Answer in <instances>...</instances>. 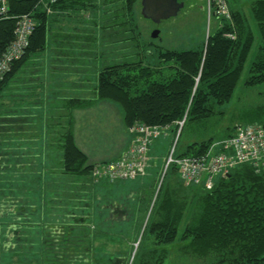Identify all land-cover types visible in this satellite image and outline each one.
<instances>
[{
    "label": "trees",
    "instance_id": "obj_1",
    "mask_svg": "<svg viewBox=\"0 0 264 264\" xmlns=\"http://www.w3.org/2000/svg\"><path fill=\"white\" fill-rule=\"evenodd\" d=\"M8 1L9 15L34 11L37 25L25 52L0 81V96L18 101L24 89L50 88L69 114L65 129L46 130L37 101L24 103L31 109L20 103L0 112V264H165L172 248L179 264L206 259L203 264H264L263 170L250 162L239 164L208 188L203 183L185 187L175 163L165 169L177 121L186 120L174 150L177 158L200 157L245 126L264 127L260 111L218 140L179 143L187 124L205 127L211 116L223 113L221 106L233 97L256 35L260 43L243 82L264 84V0H248L251 17L229 0L232 17L211 15L217 21L208 41L195 48L158 49L157 63L147 54L148 63L146 56L122 57L103 67L99 37L88 29L65 30L62 23L78 11L97 9L112 13L122 33L133 31L139 0H60L48 9L38 5L40 0ZM15 23L0 20L3 50L14 40ZM121 32L112 34L116 43L130 40L116 37ZM78 64L88 69L82 83L73 77ZM46 69L49 81L42 79ZM83 80L92 86V97L76 94L78 85L86 87ZM104 101L118 108L126 131L136 122L170 125L167 137L161 134L150 145L147 176L112 182L93 175L102 162H91L78 146L74 112ZM55 102L49 101L50 108ZM34 124L38 130L27 128ZM41 158L48 159V168H41ZM101 240L107 247L119 243L121 254L98 251Z\"/></svg>",
    "mask_w": 264,
    "mask_h": 264
},
{
    "label": "rangeland",
    "instance_id": "obj_2",
    "mask_svg": "<svg viewBox=\"0 0 264 264\" xmlns=\"http://www.w3.org/2000/svg\"><path fill=\"white\" fill-rule=\"evenodd\" d=\"M183 1H184V7L176 16H171V18L162 20L159 24H155L153 21L145 18L142 15L141 0H139L134 5L133 8V14L137 22V26L135 28L134 26H132V28H134L133 31L132 30L127 32L124 31L122 33L121 31L123 30V28H121L118 25L119 22L117 24V22L113 21L114 16L112 15V13H106L104 10L102 12L100 11L99 13L97 9H91L88 11L85 10L78 11L77 12L79 13L78 16L76 17L73 16V18L68 17L67 20L62 23V26L63 28H65V30H69L70 29L69 26L77 27L79 29H85L86 31L88 29L89 33L95 34L99 37L100 41H98V44H99V51L102 53L101 55L102 67L107 64H112L114 62H117V60L118 61L121 60L122 57L134 61L137 60L138 57L143 58L147 54H149L152 57L151 58L152 63H157L158 49H166L173 47L176 48L178 47L182 49L195 48V46H197L199 43H203L206 40L208 41V35L212 30V25L214 26V24L217 21L213 16L210 15L209 6L207 5L206 0H183ZM7 2L9 3L8 0ZM244 4H249L248 8H244V9L246 11L245 13L249 17H251L249 10L250 3L244 2ZM116 7L117 6H115L114 8ZM28 14L33 15L34 11L28 13L10 15V18L16 19L14 18L15 16H24ZM111 21L113 22L111 23ZM16 25L17 24L15 23V27ZM128 28L131 27L127 26L124 29H128ZM156 28H158L159 33L156 37H153L152 34L154 29ZM115 32L122 33L116 37H121L124 39L125 37L126 38L129 37L130 40L129 41L124 40V41H120L119 43H116L114 41V37L112 36V34H115ZM136 33L137 35H139V37L136 36ZM13 39H15V37ZM259 43H260V38L256 35V41L253 45L252 53L250 54L248 61L244 67L242 78L239 81V84L233 93V97L230 102L221 106V110H223V113L221 114L218 113L211 116L210 120L206 123L205 127H201L200 125L192 124V123L187 124V127L183 130L184 132L179 141L181 145L186 146L194 141H199L202 139L206 140L212 136L218 140L222 138V136H224L229 130L239 125L244 126L245 124H248L249 122H251V120L254 119L257 113H259L260 111H264V84L254 85L253 87H250L243 82L244 79L249 75L248 68L252 61L251 59L253 58L254 53L257 51V46ZM46 62H49V60ZM144 62L148 63L147 56L146 59H144ZM162 65H163L162 71L167 72L168 70L166 66L164 64ZM56 66L57 64H55L54 69ZM50 72L51 71L46 69L45 74L42 76L43 77L42 79L49 81V76L51 75ZM73 72H74L73 77L75 78V80H77V83H82L81 82L82 80L81 78L83 75L82 72L84 74H87L88 69L85 66H81L78 64L73 67ZM86 77H84L83 79H85ZM83 81L86 87L78 85L79 86L78 89L81 91H77L76 94L82 95L84 97H89V96L92 97V95H89L92 86L87 87L89 86V83L88 82L86 83V80ZM47 83L48 82H46L45 84L43 83L42 86L44 87V85H46ZM35 86L36 85L30 87L29 89H26L27 93L24 89V92H22L21 95L17 97L18 101H16L17 100L16 98L13 99L14 101H11L10 98L5 95L0 96V112L7 110L8 108H11L13 106H18L20 105V103L21 106H26L24 103L28 104L30 101H37L38 106L41 107L39 108L38 113L40 115L39 117L42 118V124H43L42 128L46 130L65 129L67 122L66 118H68L69 112H67L66 109L62 107V102L57 100L58 97H56L54 91L48 88L49 90L47 89V91L44 92L41 89L39 90ZM34 88L36 89V95L34 93L35 92ZM39 95L42 100L39 98ZM49 101H56L54 107L50 108ZM27 108L31 109L29 107ZM74 115L76 120L75 121L76 142L78 146L89 156L91 162H102V163L111 162L113 160L107 162H103V161L110 160L112 158L117 157L120 154H123V152H125L130 146V143L132 141L131 139L132 134L128 132L130 128L128 129V131L125 130L121 122V114L118 108L112 105L111 103L105 101L99 102L96 105L92 106L91 108L75 110ZM260 117L264 118V115L260 114ZM33 118H36V116L33 117L31 115V118L28 120L33 121L34 120ZM36 121L38 120L36 119ZM185 121L186 120L184 119L181 121H177L179 127L177 129L178 133L176 135L175 143L173 144L174 150L177 144V139L179 138V135L181 133L180 131L184 127ZM182 122L183 125H181ZM158 126H163V125H158ZM39 127H40L39 125L36 126L34 124V126L31 125L27 128L38 130ZM161 136L165 138L167 137L166 134H162ZM174 154L173 156H175ZM41 159L45 160L41 168L45 166L46 168H48L47 166L48 161H46L48 159L46 158H41ZM151 160L152 158L150 159V161ZM149 165H151L150 162ZM45 173H47V171H45ZM24 175L26 176L25 173ZM160 182L158 184L157 190L155 191L154 198L157 197L158 189L161 184ZM183 184L185 187H190V185L186 181ZM201 184L198 183L194 185L199 186ZM187 189L189 190V188ZM104 242L105 240L103 241L101 240V243L98 244V251L113 252V253L117 252V254H121L122 251L118 252V250L122 248V247L120 248L118 247V245L120 246L119 243L110 244V246L107 247V246H103L105 244ZM137 244L138 243H136L135 245L137 246ZM172 252L174 253L172 254V256H170L167 259L165 264H179L174 259L175 256L174 248H172ZM129 254L130 252H128V255ZM204 261L207 262V259ZM204 261L198 260V261L190 262L189 264H203Z\"/></svg>",
    "mask_w": 264,
    "mask_h": 264
},
{
    "label": "built area",
    "instance_id": "obj_3",
    "mask_svg": "<svg viewBox=\"0 0 264 264\" xmlns=\"http://www.w3.org/2000/svg\"><path fill=\"white\" fill-rule=\"evenodd\" d=\"M58 1L60 0H43L41 4L47 9ZM207 5L210 15L227 19L232 17L228 0H207ZM9 9L7 0H0V20L10 18ZM14 18L17 24L14 29L15 39L6 49L0 47V81L11 71L14 61L21 58L25 52L29 45V37L37 25L31 14ZM169 129L170 125L153 126L136 122L129 130L132 141L128 149L116 160L95 165L93 175L98 179H108L112 182L134 180L145 175L151 159L150 145ZM214 147H218L219 150L215 151ZM172 149L166 159L165 169L171 163L180 166V175L189 185L202 182L208 188H212L216 177L246 162L252 163L257 171H264V127L260 124L240 128L233 137L213 144L200 157L177 158L173 156L174 147Z\"/></svg>",
    "mask_w": 264,
    "mask_h": 264
},
{
    "label": "water",
    "instance_id": "obj_4",
    "mask_svg": "<svg viewBox=\"0 0 264 264\" xmlns=\"http://www.w3.org/2000/svg\"><path fill=\"white\" fill-rule=\"evenodd\" d=\"M142 15L159 24L162 20L176 16L184 7L182 0H141ZM159 33L158 28L154 29L152 36L156 37Z\"/></svg>",
    "mask_w": 264,
    "mask_h": 264
},
{
    "label": "crops",
    "instance_id": "obj_5",
    "mask_svg": "<svg viewBox=\"0 0 264 264\" xmlns=\"http://www.w3.org/2000/svg\"><path fill=\"white\" fill-rule=\"evenodd\" d=\"M244 2H249V1L248 0H235L234 5L235 7L248 8L249 4H244Z\"/></svg>",
    "mask_w": 264,
    "mask_h": 264
},
{
    "label": "bare ground",
    "instance_id": "obj_6",
    "mask_svg": "<svg viewBox=\"0 0 264 264\" xmlns=\"http://www.w3.org/2000/svg\"><path fill=\"white\" fill-rule=\"evenodd\" d=\"M6 19V18H5ZM3 20V19H2Z\"/></svg>",
    "mask_w": 264,
    "mask_h": 264
},
{
    "label": "flooded vegetation",
    "instance_id": "obj_7",
    "mask_svg": "<svg viewBox=\"0 0 264 264\" xmlns=\"http://www.w3.org/2000/svg\"><path fill=\"white\" fill-rule=\"evenodd\" d=\"M182 1V0H181Z\"/></svg>",
    "mask_w": 264,
    "mask_h": 264
}]
</instances>
